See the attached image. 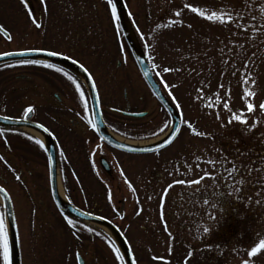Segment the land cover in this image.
<instances>
[{
	"label": "rangeland",
	"instance_id": "374dc122",
	"mask_svg": "<svg viewBox=\"0 0 264 264\" xmlns=\"http://www.w3.org/2000/svg\"><path fill=\"white\" fill-rule=\"evenodd\" d=\"M77 2L70 6L90 14L91 36L89 47L76 48L71 56L94 79L104 116L119 118L107 114L111 108L147 112L139 125L163 126L162 132L168 117L142 81L108 0ZM124 2L130 31L184 123L170 146L131 161L135 166L131 192L124 186L121 194L107 192L94 177L96 156L69 155L74 150L68 124L58 125L73 115L63 113L67 107L83 101L84 94L88 98L82 79H77V91L69 77L54 76L55 81L31 77L32 95L43 99L25 98L21 76L36 72L27 66L3 67L0 115L21 118L30 100L42 104L38 109L31 106L33 120L56 137L62 193L66 187L76 204L114 219L137 264H264V250L248 255L264 240V111L259 107L264 103V0ZM191 7L205 15L215 12L223 22L206 20ZM99 11L104 12L100 24ZM245 90L254 95L245 98ZM248 102L254 111L248 112ZM49 110L57 119L47 115ZM82 115L75 113V119L82 120ZM234 115L246 123L232 120ZM0 129V187L12 207L21 264H76V253L85 264H121L116 247L102 238L100 230L94 227L101 238L89 237L78 226H67L58 214L50 197L44 151L23 133L42 143L43 139L25 129ZM117 160L123 166L130 162L124 156ZM234 164L240 171L229 176ZM240 179L244 183L237 185ZM181 180L183 184L178 183ZM114 209L123 213L121 222ZM0 215L7 227L1 203Z\"/></svg>",
	"mask_w": 264,
	"mask_h": 264
},
{
	"label": "flooded vegetation",
	"instance_id": "af4514ba",
	"mask_svg": "<svg viewBox=\"0 0 264 264\" xmlns=\"http://www.w3.org/2000/svg\"><path fill=\"white\" fill-rule=\"evenodd\" d=\"M71 1H75V0H25L23 4L21 3V0H0V27H2L4 30V31H0V45L5 49L3 51H0V55H4L5 53H16V52L38 51V52L46 53L48 51H55L59 53V55L57 56L64 57L71 61H75L77 64L81 65L85 69L83 64H81L80 61L74 59L71 56V54L76 48L89 47L90 36H91V18L89 13L85 14L84 12L85 8H77V11L75 12L74 9L71 8L70 6L72 5ZM76 1H78L77 4L82 3L86 5L88 0H82L84 3L81 2V0L80 1L76 0ZM105 1L106 0H103V2ZM103 13L101 11H99L98 14L96 13L99 24L101 23L102 18L104 17ZM45 64H49V63H45L41 61L38 64L20 63L19 67L27 66L26 68H29L36 72L30 76L29 75L21 76V80L24 82V88L22 89V92L24 93L25 98L27 96H33L31 91L32 83L29 82L30 80H32L31 77H33L35 81H37V79L40 80V77L48 78L51 81H55L54 76L62 75L66 78L71 77V79L69 80L75 81L76 86L80 85L75 80L74 77L64 72L61 68L53 66L52 64L51 65L53 67L47 68L44 67ZM57 69H59L60 72L59 74H57L58 73ZM92 80L94 83L93 78ZM45 85L47 86V84ZM41 88H44V86H41ZM123 91H124L123 98L125 100L127 98L126 89H123ZM34 95L35 96L33 97L35 98L37 96L38 99L40 100L43 99V97L40 94L39 95L34 94ZM53 97L57 100V102H60V98H58L56 93L55 94L53 93ZM84 97L85 99L83 101L80 100V103L73 104L70 107H67L66 112L62 111L65 114L67 112L70 114L71 112L73 115L71 116L69 121L60 123L61 126L58 125L59 128H63L65 127L63 126L64 124H68V134L71 140L70 146L72 147V150H74L70 152L69 155L96 156L95 160L97 161V163H96L94 177L98 180V182L105 185V187L107 188V192L114 191L115 193L116 192L119 193L120 191L119 194H121V189L123 186L126 187V189L129 192H131L133 186L135 185L133 179L135 176V172H134L135 166L131 161L134 158H136L138 154L124 152L119 149H116L108 145L107 143L103 142L98 137L95 127L93 126L94 123L93 124L88 123L89 120H92V117L90 116L89 113L90 111L89 99L85 94ZM98 100L101 110V116L106 126V129L112 136H114L117 139L130 142L131 144H133V142H138L139 140L154 138L160 135L161 133H163L168 128L170 117L166 111H165V115H166L165 117L166 118L168 117L167 123H165L166 125L165 129L161 132L163 126L162 127L151 126L149 128L143 129L138 123L140 119L126 117L120 114V112L133 114L143 111H132L130 109L111 108L109 109L110 112H107V114L111 113L119 118L105 117L103 113V106H101L99 96H98ZM29 105H31L34 109L35 108L38 109L37 107H41L42 104L38 105L37 102L35 101L32 102V100H30ZM75 113H78L80 115L83 114L82 120L79 119L76 120ZM47 115L52 116L50 118H53L54 117L53 110L47 111ZM33 117H34V112H33L32 120ZM145 117H147V115ZM53 119H57V118L54 117ZM34 122L36 124H39L36 121ZM183 125L184 123L181 117V126L178 133L180 132ZM42 127L45 128L44 126ZM46 130L51 134L54 140L55 147L57 150V156H61L60 152L58 151V144L55 135L48 129ZM174 140L168 146H170L174 142ZM121 156H124V158L128 160V162L130 161L128 163V166H123L118 162L117 159ZM101 163H103L104 167H102ZM62 183L64 184L63 180ZM64 188L68 201L78 210L94 215L98 218L107 220L115 224V222H113L114 219H111L106 215H102L99 212H94L92 209H86L80 206L79 204H76L73 196L70 197V193L66 190V187ZM215 202L217 203V201L213 200V203ZM116 203L120 204L119 200H116ZM113 212L114 214H117L116 216L121 222V220L124 217L123 213L118 214L116 213L118 211L116 210L115 212V209L113 210ZM58 214L64 219L67 226H69L67 220L71 219L73 221V226L76 225L79 228L83 229L85 231L83 232L85 235L94 238H101L99 231L96 230L94 226L86 223L84 224V222L72 217L63 216L59 212ZM89 229L91 231H89ZM118 229L122 233V228L118 226ZM102 238H104L105 240L104 236Z\"/></svg>",
	"mask_w": 264,
	"mask_h": 264
},
{
	"label": "water",
	"instance_id": "95a60500",
	"mask_svg": "<svg viewBox=\"0 0 264 264\" xmlns=\"http://www.w3.org/2000/svg\"><path fill=\"white\" fill-rule=\"evenodd\" d=\"M112 3L116 5V20L119 30L131 54V57L139 71L142 80L144 81L150 93L157 100V102L167 111L170 116L171 127L165 134L158 138V141L145 146H135L130 142H126L112 136L106 129V126L103 122L97 93L92 79L89 74L76 62L73 63V61L61 56H47L45 52L32 51L24 52V56L18 55V53L21 52L9 53V55H0V65L9 62L30 59L36 61H46L71 72L72 74L82 79L85 83L89 95L92 120L95 125L94 127L98 137L103 142L116 149H119L124 152H130L133 154L155 153L167 147L175 139L181 126V118L174 109V107L169 103V101L162 93V90L152 74L146 56L141 46L139 45L135 34H132V32L130 31L128 13L124 1L112 0ZM146 72L147 75H145ZM120 114L126 117L143 118L144 116H146L147 113L144 112L130 114L120 112ZM31 118L32 113H30L28 116H24L23 119H10L0 116V127L9 129H29L37 133L43 139L44 153L48 167L50 195L57 210L63 215L75 218L77 220L89 223L94 226H98L108 231L115 245L119 249L121 256L124 258V264H133L134 259L132 253L123 236L120 234V232L113 223L76 209L67 201L66 198H62L59 195L57 156L53 138L46 129L31 121ZM101 164L102 167H104L103 163ZM5 193V191L4 193H0V203L4 211L6 224L8 227V247L10 254V264H20L19 243L16 224L10 200L8 198V195L7 198H5ZM80 213H84L85 215H80ZM76 262L77 264H84L82 258L78 254L76 255Z\"/></svg>",
	"mask_w": 264,
	"mask_h": 264
},
{
	"label": "snow or ice",
	"instance_id": "6c2138e0",
	"mask_svg": "<svg viewBox=\"0 0 264 264\" xmlns=\"http://www.w3.org/2000/svg\"><path fill=\"white\" fill-rule=\"evenodd\" d=\"M24 2H25V0H21L22 4ZM108 4H109V7L111 8L112 19L115 20L117 18L116 17V5L112 3V0H108ZM185 7H188V6L186 5ZM190 10L193 13L198 14L199 16L203 17L206 20L212 21V20H216V19H221V22H223L222 18L218 17L215 12H213L211 15H205L204 12H201L196 7H191ZM177 15H179V13H177ZM0 31H4L2 27H0ZM45 54L47 56L59 55V53H57L55 51H48ZM5 55H9V53H5ZM18 55L24 56L25 53L21 52V53H18ZM21 63H23V64H38V63H40V61L26 59V60H22ZM73 63H75V61H73ZM44 67L51 68L53 66L51 64H45ZM153 67H155V65H153ZM57 71H59V69H57ZM163 71L168 72V71H170V69L164 68ZM157 74L159 75V73H157ZM145 75H147V72L145 73ZM69 79H71V77H69ZM73 83H75V81H73ZM245 83H247V81H245ZM77 91H79V86H77ZM252 95H254L252 92L245 90V92H244L245 98L252 96ZM81 99H83L82 94H81ZM225 107H227V105H225ZM259 107L262 111H264V103H261ZM247 110H248V112L254 111L253 103H251V102L247 103ZM32 111H33V108L29 107V108L25 109L24 115L28 116ZM232 120H234L240 124L246 123V121L244 119H242L241 115H234L232 117ZM88 123L93 124V121L89 120ZM93 126H95V125H93ZM197 135H202V134L197 133ZM37 143H39V141H37ZM239 171H240V169L238 167H236L234 164L233 167L229 170L228 174H229V176H232L233 173H238ZM178 183L183 184L184 181L181 180V181H178ZM193 183H199V181H193ZM235 183L237 185H242L244 183V181H243V179H240V180H236ZM171 187H172V185H169V188H171ZM236 191L239 192L240 188L237 187ZM0 193H4L3 188H0ZM5 198H7L6 193H5ZM205 203H208V201L205 200ZM80 215H85V214L80 213ZM67 223L69 226H73V221L71 219H68ZM89 231H91V230L89 229ZM208 231H209V229L207 227H205L204 232H208ZM113 250L116 251V258L121 261V264H123L124 258L122 256H120V253L118 250H116V249H113ZM261 250H264V240H260L254 247H252L251 250L248 252V255H249V257L255 256ZM0 259H2L3 264H10V254H9V247H8V228L5 225V221H4V218L2 215H0ZM133 264H135L134 261H133ZM244 264H248V262L245 261Z\"/></svg>",
	"mask_w": 264,
	"mask_h": 264
},
{
	"label": "bare ground",
	"instance_id": "6f19581e",
	"mask_svg": "<svg viewBox=\"0 0 264 264\" xmlns=\"http://www.w3.org/2000/svg\"><path fill=\"white\" fill-rule=\"evenodd\" d=\"M27 130L30 134L34 135L35 137H37L39 139V135L29 129H25ZM159 139H155V140H152V141H147V142H138V143H133L135 146H145V145H149V144H152L156 141H158ZM58 192H59V195L64 198L63 196V193H62V190H61V186H60V182H59V178H58ZM101 232H103L104 234L110 236V234L108 233V231H106L105 229L103 228H98Z\"/></svg>",
	"mask_w": 264,
	"mask_h": 264
},
{
	"label": "trees",
	"instance_id": "16d2710c",
	"mask_svg": "<svg viewBox=\"0 0 264 264\" xmlns=\"http://www.w3.org/2000/svg\"><path fill=\"white\" fill-rule=\"evenodd\" d=\"M17 66H20V63L6 64V65L1 66L0 69L3 68V67H17ZM12 132H13V131H12ZM24 135H25V134H24ZM26 137H27V138H31V139L36 143V145L38 144V146L42 149V146H41L39 143H37V141H36L34 138H32V137H30V136H28V135H26ZM60 173H61V178H62V180H63L62 171H61ZM63 181H64V180H63ZM106 239H107V242H109V244L112 245V243L110 242V240H109L108 238L105 237V240H106Z\"/></svg>",
	"mask_w": 264,
	"mask_h": 264
}]
</instances>
